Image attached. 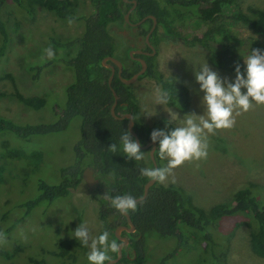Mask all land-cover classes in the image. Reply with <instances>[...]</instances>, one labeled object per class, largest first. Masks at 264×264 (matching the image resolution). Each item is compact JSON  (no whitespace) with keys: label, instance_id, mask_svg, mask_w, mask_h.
Masks as SVG:
<instances>
[{"label":"trees","instance_id":"obj_1","mask_svg":"<svg viewBox=\"0 0 264 264\" xmlns=\"http://www.w3.org/2000/svg\"><path fill=\"white\" fill-rule=\"evenodd\" d=\"M8 2H15L26 7L22 0H0V57L4 56L8 47L9 33L2 19V9ZM33 13L36 6H42L53 12L62 20H84V30L76 40H52L59 47H73L79 44L77 53L71 58H54L46 65L34 69L36 74L42 72L47 66L55 62H63L73 70L74 80L68 83L66 101L62 106H55L57 118L50 122L20 123L14 119L0 115V136L14 134L27 139L33 135L55 134L66 130L75 117H81V137L75 145V159L70 165L61 168V180L50 183L39 177L37 190L32 197L19 203L24 207V215L11 226L0 232L10 233L32 211L45 204L50 207L59 199L68 198L77 190L84 179V170L90 166L94 171L96 183L91 189L92 196L100 203L99 217L101 231L99 235L108 231L109 239L120 240L115 236V229L122 224H128L126 216L114 209L110 201L105 199V194L115 197L117 195L131 194L135 198L144 194L146 183L150 180L141 175V168H155L150 150L145 152L144 159L136 162L129 160L123 152L121 136L128 127V118L117 119L111 112L115 101L113 88L119 95L116 113L123 116L132 113L134 128L137 131L142 145L151 140L154 129L168 131L176 128L175 124L166 116H160L151 124H145L140 115L136 92L132 84L124 83L118 75V66L112 84L109 78L112 69L103 64L107 56H115L122 61L123 77L130 78L140 69L139 61L133 60L130 55L132 46L119 53L118 42L112 34V24L125 23V14L133 6V2L124 0H90L93 11L78 13L75 0H28ZM32 10V11H31ZM157 18V25L150 34V42L158 46L162 41L183 43L192 49L204 50L209 54L214 67L235 74V66L240 65L244 71V58L252 49L264 50V9L246 11L240 5V0H137L136 8L130 13V21L138 22L148 15ZM153 18H147L138 26L140 33L146 35ZM196 29L198 34L189 30ZM146 48L149 44L145 42ZM148 63V68L139 79L150 77L156 79L160 87L167 90L170 95L167 106L179 107L183 112L188 110L190 104L189 89L176 77L164 76L157 69L156 55H143ZM111 62L112 61H108ZM10 77L11 74L0 76V81ZM16 99L35 109L43 108L47 100L39 96H26L19 88L15 90ZM166 122L168 123L166 127ZM131 133V132H130ZM132 135V134H131ZM135 139V137L132 135ZM117 144L118 151L114 154L109 150V145ZM155 157L159 167H163L164 159L159 156V141H156ZM41 151L28 152L23 147L14 146L3 148L0 151V182L4 181L6 174L12 172L13 163L17 161L34 163V170L40 167L43 159ZM30 161V162H29ZM31 165V164H30ZM114 174V177H113ZM260 187L249 185L239 189L233 197L232 203H218L209 210L195 204L193 197L181 186L174 184L165 185L156 182L151 186L148 196L141 200L138 209L129 212L135 224V231L125 230L123 235L128 236L130 243L124 248L122 258L114 264H126L129 257L134 256L136 264H147L150 260L148 253V240L174 239L177 247H184L190 242L186 230L195 231L198 242H204L205 250L215 255V247L221 245L215 240L212 227H216L225 216L245 215L238 225H246L250 229V242L255 255L264 258V201L260 198ZM6 213L0 218V223L5 219ZM177 249L169 253V258H175ZM0 255L7 256L6 251L0 249ZM52 255L70 260L68 264H84L79 262L74 250L73 240L62 237L58 243V250ZM112 258L117 254L109 253ZM218 259V255L214 256ZM168 258L160 260L167 264ZM33 264H47L42 260H33Z\"/></svg>","mask_w":264,"mask_h":264},{"label":"rangeland","instance_id":"obj_2","mask_svg":"<svg viewBox=\"0 0 264 264\" xmlns=\"http://www.w3.org/2000/svg\"><path fill=\"white\" fill-rule=\"evenodd\" d=\"M22 1L26 7L8 2L1 14L9 40L5 55L0 57V76L11 74L15 81L10 77L0 81V115L20 123L50 122L57 118L55 106L65 104L64 87L74 80L73 70L59 61L46 66L38 75L34 69L48 63L49 60L42 57H45L44 49L49 46L54 49L55 58L73 57L79 44L70 48L59 47L52 40H76L83 33L84 20L69 23V20L59 19L42 6L33 8L32 13L28 0ZM75 1L79 14L93 11L90 0ZM240 5L246 11L264 9V0H240ZM110 30L117 39L120 54L130 46L139 48L141 42L137 32L124 22L112 24ZM188 32L200 33L196 29ZM155 62L164 76L176 77L189 89L190 104L185 112L179 107L156 105L154 90L160 86L159 82L150 77L138 79L133 88L140 115L148 125L157 117L170 119L171 116L170 120L178 127L184 125L189 114L195 113L196 117L206 115L201 103L204 93L195 79V72L202 65L207 63L221 78L235 79L234 73L214 67L206 51L192 49L179 42L162 41L157 46ZM16 87L26 96L44 97L46 105L35 109L20 103L15 97ZM81 122L82 118L78 116L62 132L33 135L27 139L14 134L0 136V151L20 146L28 152L43 153L38 170H34V163L30 165L17 161L12 166L14 171L6 174L4 181L0 182V218L6 213L0 223L3 229L24 215V207H19V203L34 195L39 177L50 183L60 182L61 168L75 159V145L81 137ZM207 139V158L185 162L175 168L162 184L183 187L193 197L195 204L207 210L218 203H232L234 194L251 184L260 187V198L264 201V105L253 102L251 110L236 116L234 127L218 129L215 134H208ZM166 164L167 159H164L163 167ZM94 174L93 171V178ZM173 176L175 182H172ZM95 183L96 180L92 185ZM90 188L84 176L78 189L68 198L59 199L50 207L45 204L36 207L14 230L5 233L7 243L0 245V249L6 251L7 256L0 255V264H33V260L42 259L47 264H68L70 260L52 255L58 250L62 237L72 238L79 262L89 264L87 256L90 247L83 246L72 236L76 227L84 223L93 237H98L101 231L100 203L91 195ZM243 218L245 215L241 214L225 216L216 227H212L214 238L221 245L214 250L218 259L205 250L204 240H195L198 237L195 231L186 230L190 242L184 247H177L176 240L171 238L149 239L150 260L147 264H161L160 260L165 257L168 258L167 264H264V258L252 251L250 229L246 225H238ZM175 248H178L176 257L170 259L169 253Z\"/></svg>","mask_w":264,"mask_h":264},{"label":"clouds","instance_id":"obj_3","mask_svg":"<svg viewBox=\"0 0 264 264\" xmlns=\"http://www.w3.org/2000/svg\"><path fill=\"white\" fill-rule=\"evenodd\" d=\"M73 21L70 19L69 23ZM45 57L42 59H54L55 51L49 46L44 49ZM244 71L239 64L235 66V79L221 78L218 72L212 70L206 63L195 72V79L200 85V91L204 93L201 103L206 110V115L195 116L189 114L183 126L170 128L168 131L154 129L151 132V140L159 141V156L167 159L164 167L141 168V175L150 180L164 183L173 170L185 162L206 159L208 152V134H215L218 129H230L235 126L236 116L253 108V102L264 105V50L256 48L244 59ZM156 105H165L169 102V92L160 86L154 90ZM150 115V114H149ZM172 117L170 116V119ZM169 119V120H170ZM168 123L166 122V127ZM123 152L126 157L136 162L144 159L145 152L141 151V145L126 130L120 138ZM112 153L118 151L117 144L108 146ZM114 177V174H113ZM172 182H175L173 176ZM105 199L119 213L127 214L138 209L143 201L131 194L117 195L115 197L105 194ZM72 236L83 246L90 247L87 259L89 264H106L112 256L123 247L115 239L110 240L108 231L102 232L98 237L91 235L86 223L79 224ZM7 243L5 233L0 232V245Z\"/></svg>","mask_w":264,"mask_h":264},{"label":"water","instance_id":"obj_4","mask_svg":"<svg viewBox=\"0 0 264 264\" xmlns=\"http://www.w3.org/2000/svg\"><path fill=\"white\" fill-rule=\"evenodd\" d=\"M124 1L125 2H133V6L125 14V19L126 20H129L130 12L134 8H136V6H137V0H124ZM147 17H151L154 20V24H153V27L151 29V32L147 36V40L150 43L149 37H150V34L154 31V28L157 25V18H156V16H154V15L151 14V15L146 16L144 19H146ZM150 46L153 49H155L154 46L151 43H150ZM134 53H142V50L135 49V50H131L130 51V54L131 55H133ZM137 59L141 62V69L137 73H135L132 77L125 78L122 75L123 67H124L122 61L119 60L115 56H107V57H105L103 59V64L105 66L110 67L112 69V73H111V76L109 78V83L112 84L113 78H114L115 73H116V66H118V75H119V77L121 78V80L124 83H126V84H133L134 82H136L139 79L140 75L144 74L146 72L147 68H148V64H147V62H146L145 59H143V58H137ZM109 60L112 61V63L111 62H108ZM113 93H114V96H115V101H114V103L112 105V108H111V112H112L113 116L115 118H117V119H122V118H128L129 119L128 127H129V130H130L131 134L135 137V140L140 143L142 149L148 148V147H150L152 145V148L150 150V156H151L152 161L154 163V167L155 168L156 167H159V165L157 163V160H156V157H155V149H156L157 143L156 142H153V141H150V142H148L145 145H142L141 144L140 137H139L137 131L134 128L135 121H134L133 114L132 113H126L123 116H119L116 113V106H117V103H118V100H119V95H118V93L116 92V90L114 88H113ZM84 172H85V174L87 176V179L86 180H87L88 184L92 187L93 186L92 184L95 181L94 178L92 177L93 170L90 167H87V168H85ZM155 183H156V181L149 180L146 183V185H145L144 194L142 196H140V197H137L136 198L137 201H141V200L145 199L148 196V194H149V190H150L151 186L154 185ZM124 215L127 218V222H128V225L129 226L128 225H119L115 229V236L120 240V243L123 244V247L120 250V252L117 253V256L115 258H112L110 262H106V264H114V263L118 262L122 258V256H123L124 247H125V245L128 244L129 239H128L127 236H124V235L121 234L122 231H124V230H127V231H135V229H136L135 224H134V222L132 221V219L130 217V214L127 213V214H124ZM130 264H136V263H130Z\"/></svg>","mask_w":264,"mask_h":264},{"label":"flooded vegetation","instance_id":"obj_5","mask_svg":"<svg viewBox=\"0 0 264 264\" xmlns=\"http://www.w3.org/2000/svg\"><path fill=\"white\" fill-rule=\"evenodd\" d=\"M135 9V8H134ZM133 9V10H134ZM130 10V9H129ZM132 10V11H133ZM131 11V12H132ZM130 12V13H131ZM145 18V17H144ZM144 18H142L141 20H139L138 22H132V21H130V15H129V20H126V22L128 23V24H130V28H132V29H134V31H136L137 32V34H138V40L141 42L140 44H139V48H135V49H137V50H142V53H134L133 55H131V57L133 58V60H135V61H139L137 58H143V59H145L144 58V56L143 55H148V54H151V55H157V46H155V45H153L151 42V44L154 46V48L155 49H153L151 46H150V43L148 42V40H147V36H148V34L151 32V29H152V27H153V24H154V20H153V22H152V26H151V28H150V30H149V32L146 34V35H143V34H141L140 33V29H139V27L138 26H140V25H142L144 22H145V20H147V18H150V17H147L146 19H144ZM155 29V28H154ZM149 41H150V37H149ZM145 42H147L148 44H149V48L152 50V51H149L147 48H146V45H145ZM135 49H132V50H135ZM131 51V50H130ZM147 62V61H146ZM139 63H140V69H141V62L139 61ZM148 64V63H147ZM116 66V65H115ZM139 69V70H140ZM138 70V71H139ZM137 71V72H138ZM136 72V73H137ZM116 74V73H115ZM135 74V73H134ZM133 74V75H134ZM122 75H123V72H122ZM132 75V76H133ZM131 76V77H132ZM141 76V75H140ZM135 83V82H134ZM133 83V84H134ZM132 84V85H133ZM84 176L86 177V179H87V176H86V174H85V172H84ZM91 187V186H90ZM94 187V185L90 188V189H92ZM127 219V218H126ZM128 223V222H127ZM122 225H128V224H122ZM129 226V225H128ZM125 231V230H124ZM124 231H122V235H123V232ZM129 232H132V231H129ZM124 236H126V235H124ZM128 237V236H127ZM129 239V238H128ZM120 243V242H119ZM129 243H130V240H129V242H128V244L127 245H125V247L124 248H128L129 247ZM128 257H129V262L128 263H126V264H130V263H136L135 261H134V256L132 257V256H130V254H128Z\"/></svg>","mask_w":264,"mask_h":264}]
</instances>
